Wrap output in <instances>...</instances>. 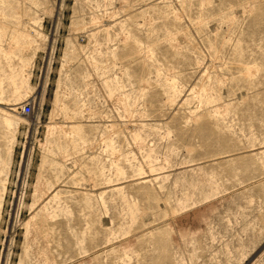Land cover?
<instances>
[{
    "label": "rangeland",
    "instance_id": "374dc122",
    "mask_svg": "<svg viewBox=\"0 0 264 264\" xmlns=\"http://www.w3.org/2000/svg\"><path fill=\"white\" fill-rule=\"evenodd\" d=\"M0 264H264V0H0Z\"/></svg>",
    "mask_w": 264,
    "mask_h": 264
},
{
    "label": "built area",
    "instance_id": "2783aa9c",
    "mask_svg": "<svg viewBox=\"0 0 264 264\" xmlns=\"http://www.w3.org/2000/svg\"><path fill=\"white\" fill-rule=\"evenodd\" d=\"M22 111L26 115H30L34 111V106L30 102H25L22 106Z\"/></svg>",
    "mask_w": 264,
    "mask_h": 264
}]
</instances>
